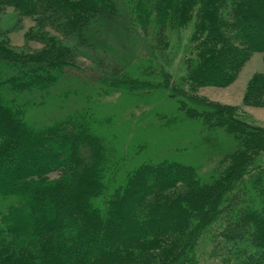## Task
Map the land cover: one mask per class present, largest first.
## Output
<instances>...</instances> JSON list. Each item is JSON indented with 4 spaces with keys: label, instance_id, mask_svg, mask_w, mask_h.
Wrapping results in <instances>:
<instances>
[{
    "label": "trees",
    "instance_id": "16d2710c",
    "mask_svg": "<svg viewBox=\"0 0 264 264\" xmlns=\"http://www.w3.org/2000/svg\"><path fill=\"white\" fill-rule=\"evenodd\" d=\"M6 8L33 19L25 35L41 46L14 47L0 23V264H201L202 253L214 264H264V126L196 93L232 83L254 52L264 59V0H0V17ZM190 24L174 78L171 41ZM85 46L101 94H132L121 104L128 118L132 100L161 93L181 115L148 124L158 135L199 122L195 148L215 159L210 173L138 159L148 138L130 156L115 151L90 107L29 119ZM263 96L257 71L244 103Z\"/></svg>",
    "mask_w": 264,
    "mask_h": 264
},
{
    "label": "rangeland",
    "instance_id": "374dc122",
    "mask_svg": "<svg viewBox=\"0 0 264 264\" xmlns=\"http://www.w3.org/2000/svg\"><path fill=\"white\" fill-rule=\"evenodd\" d=\"M0 23L9 29L8 36L14 47L32 50L41 46L40 42L29 39L25 35V32L33 24V19L19 16L14 9L6 8L0 17ZM190 33L191 24L184 27L172 38V62L169 70L174 78H179L185 71L183 60L186 56ZM81 50L82 52L77 58L78 67L63 69L58 83L50 90L49 98L45 104L29 109L28 117L31 121L49 122L51 118H60L74 110L82 109V106L90 107L94 109L97 119L98 125L95 128L98 130L104 128L103 131L101 130L104 134L103 137L108 138L115 151L122 147L124 154L130 156L133 152V146L139 140L148 138L147 147L138 156V159L144 160L147 155L152 154L153 159L164 157L177 159L193 164L202 174L210 173L215 159L207 162V156L202 153L201 147L198 150L195 148L196 145L203 146L200 138L204 128L199 127L198 121L187 118L184 127L182 126L184 122H181L178 128L174 127L167 130L163 137L158 135L155 132L156 129L151 125L148 127V124L157 123L156 125H158L160 119L163 120L162 122H166L173 112H177L178 116L181 115L176 110V104L172 99L161 93L151 95L150 98H147L148 101L139 102L137 106L135 105L136 100H132L133 105L131 104V107L133 106L134 112L128 118V115L126 116L121 109V104L127 101L126 99H129L132 94L121 93L120 91H113L106 95L101 94L104 90L102 84L100 85L94 77L97 75L95 52L86 46L81 47ZM102 62L101 65L107 64L105 59ZM257 71H264V59L261 52H254L251 55L232 83L226 86H202L197 89L196 93L212 101L235 105L239 107L238 110L243 116H247L254 123L264 126V102L261 105H248L244 103L243 99L247 83L253 73ZM262 99L264 101V96ZM158 111L163 112L162 116L155 117L154 120ZM128 122L129 124H127ZM182 133L190 136V140L179 141L178 138L183 136ZM177 134H180L179 137ZM125 168L128 169L127 165L123 164V170ZM58 174V172H52L50 177H55ZM202 255L201 264H214L213 259L207 253H202Z\"/></svg>",
    "mask_w": 264,
    "mask_h": 264
}]
</instances>
